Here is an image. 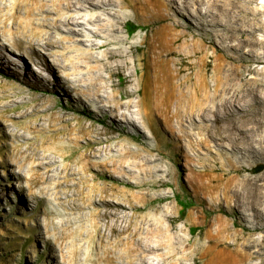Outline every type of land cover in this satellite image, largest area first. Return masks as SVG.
I'll return each mask as SVG.
<instances>
[{
	"label": "rangeland",
	"instance_id": "rangeland-1",
	"mask_svg": "<svg viewBox=\"0 0 264 264\" xmlns=\"http://www.w3.org/2000/svg\"><path fill=\"white\" fill-rule=\"evenodd\" d=\"M226 1H230L231 3L237 2V0ZM256 2V5L255 3H252L253 5L251 4V7H260L262 3H264V0H256ZM215 3H217L215 0H203L194 4L191 0L189 1L191 7L180 9L172 3L163 2L164 5L160 4V7L158 4L159 10L156 9V4L155 6H149L145 9H126L127 11L119 10V18L117 19V22L120 33H118V36L122 41L117 43H108L107 45L102 46L104 40L95 39L94 41L99 47L94 49L93 54L99 59L98 69L106 72L109 71L111 73L107 82L111 81L110 83L113 84V87L115 86L114 89L119 91L124 97L125 93L132 94L130 97L132 99H123V102L128 100L136 102L139 99L136 91L138 79L141 74L147 76V71L144 68L146 60L148 59L147 50L149 43L159 39L158 34L156 33L168 34L165 35L166 41L170 40L169 50L163 51L161 56L162 60L164 59V62L162 61V63L164 64V73L166 75L169 73L176 75V79L174 81L181 84L182 90H186L188 85L189 88H193L194 85L200 81V79L204 81L209 89L212 88L215 79V72L213 71L218 68V64L233 63L235 61L232 55L233 51L228 50L227 48H222V46L225 47V43H223L224 40H222L221 36L225 31L224 29H228L231 26L229 14H233L235 9L233 11H229V13H224L222 9H217V7L215 8ZM176 5H178L177 2ZM201 13H203V15ZM263 17L264 16H262L261 19L264 21ZM121 20H123V22ZM129 25H135L137 27L133 34L126 33V29ZM136 32H138V34ZM259 37H263V35L259 34ZM231 43L235 44V41H232ZM180 48H183L182 51ZM119 49V52L122 54V58H120V60L108 57L109 52L118 51ZM0 55L5 64L15 70L12 72L16 76L13 78L0 73V264H60V255L61 252H65V249H62V251L59 249L58 245L60 240H56L59 234L58 231L60 227H65V241L69 244L72 241L71 238L74 235L73 232L77 224L73 225L71 223H66V205L59 206L52 200L48 201L46 197L40 193L42 185L40 184L39 178L28 172V163H24L23 158L20 155V149H22V147H19L18 142L23 140L20 136H32L23 130V124H21V122H30L32 125L35 122L29 117L22 119L17 118L16 116L20 113L28 111V109H13L14 111L6 113V117L3 116V110L7 105H15L19 103V100H21L19 96L10 94L14 92L13 88L15 87L27 91L30 95H24L26 97L37 96L35 98H38V101H36L40 104L41 108L39 107V110L41 111L44 108L46 109V107H50L52 110H57L62 114H66L67 117L76 116V118L80 119L85 117L82 116L81 113H77V111L72 107L69 108V105L62 102L53 93L47 91L40 92L39 89L35 90L28 86V84H32V82H37V84L40 85L41 79L51 81V78L53 77L50 70L40 64L36 58L20 56L9 52L7 49H2ZM119 63L122 66H119ZM250 66L251 68H246L247 70L244 65L238 67V71L243 74L241 76V80H246L248 76L250 77L253 69H260L262 67V65L259 64H250ZM23 72H27L29 74V82L25 83L18 78ZM54 74H56L58 84L62 87V89H67V84L63 83L65 81L60 78L58 79V73ZM30 79L33 81L30 82ZM38 81H40V83ZM49 87L50 86H48V91L51 90ZM70 92L71 94L68 98L70 99L72 105L77 106L79 103L77 92L73 90ZM74 93L76 94L74 95ZM3 94L9 96L10 98H7L6 96L5 98L1 97ZM8 109L10 108H7L6 110ZM86 111L94 118L96 128L111 133V136L108 135L110 138L107 142L103 138L107 137L106 135H100V137L82 135L75 137V135L72 134L70 136H58L57 140L54 141V146L58 148L62 157L57 156V163L55 166L57 171H61L63 168L67 171L85 170L87 178H93L87 183L85 191L91 186V184H93V186L98 189H105L110 195L111 200L116 199L117 201V199L124 198L127 206L133 204V209L127 210L128 214L130 211L129 215H133L132 222L135 221L133 224L141 226L146 231L149 230L146 234L147 238L151 241L154 240L153 242H161L164 245V248L160 251L165 254L168 250L166 252L167 255H165L164 258L172 256V261L174 263L168 259L170 264H181V262H183L182 264H264V205L261 203V205L258 204L259 200H254V196L256 195L255 193H257V196L259 197L264 193V191L261 190V188H264V155L256 156V154H254L244 160L239 159V155L232 151L231 145L227 141L220 139V132H218L217 124L213 123L212 117L208 119L209 122H205L209 124L208 128H203L201 129L202 131H200V129L190 131L193 135H190L188 142L185 143L181 141L176 142L174 139L169 138L168 132L162 131V126L159 125H154L153 129H155V131L153 135L148 134V132L145 131L144 135L147 136L146 140L141 139V137H134L128 132L122 133L116 130L111 131L108 124L109 121L115 123H117V121H114V119L110 117V113H106L104 116H101L88 109ZM39 114L43 115L42 112ZM196 119L197 118L194 117L193 120L194 123L197 124L199 123V119ZM15 121H18V123L13 124ZM64 122L65 119L62 123L67 126V129L74 124V121L72 122L70 120L65 123ZM44 123L47 124L45 120ZM124 129L127 130V128ZM214 131H216V133ZM197 134L200 135L198 136ZM195 137L202 139L203 144L201 146L196 145ZM222 144L224 146H222ZM200 147L202 149H200ZM39 153L42 154L43 152L39 151ZM44 153L47 154L48 152L45 151ZM126 162L129 163V167ZM227 162L233 165H229ZM19 167L22 169H19ZM144 168L146 169L144 170ZM117 174H120L119 176L121 178ZM243 187H245V190H243ZM254 191L256 192L254 193ZM246 192L247 194L251 193L246 195ZM67 195H70V192H67ZM242 195H244V198ZM254 203L255 207H253ZM165 208L167 210H165ZM249 211H251V213ZM149 215L152 218L149 217ZM215 215L217 217H215ZM165 227L169 229L167 230ZM247 235L253 239L250 237L247 239ZM183 241L185 243H183ZM79 245L86 246L84 249L85 251H88V245H86L83 241H79ZM172 248H176L175 252ZM153 257L156 258V260ZM151 259L154 262L157 261V257H155V255L151 256Z\"/></svg>",
	"mask_w": 264,
	"mask_h": 264
},
{
	"label": "bare ground",
	"instance_id": "bare-ground-1",
	"mask_svg": "<svg viewBox=\"0 0 264 264\" xmlns=\"http://www.w3.org/2000/svg\"><path fill=\"white\" fill-rule=\"evenodd\" d=\"M189 1L191 0H0V42H1L0 52L2 51V49L5 50L7 49L9 50V52L15 53L20 56L36 58V60L40 64L44 65L47 69L50 70V72L53 74V77L51 78V81L41 79V83L40 81H38L40 85H38L37 82L35 83L32 82V84L27 83L28 86L35 90L39 89L40 92L47 91L53 93L62 102L69 105V108L72 107L77 111V113L79 112L82 114V116L85 117L83 119L76 118V116L67 117L66 114H62L57 110H52V108L50 107H46V109L44 108L41 111L39 110L41 106L39 103H37L38 98H35L37 96L26 97L24 95H30L27 93V91L15 87L13 88L14 92L10 94L19 96L21 100H19V103L15 105L12 104L9 106L7 105L3 110L4 112L3 116L6 117V113H8L9 111H14L13 109L15 110L19 108H23L25 110L28 109V111H25L24 113H20L19 115L16 116L17 118H22V119L29 117L35 122L33 125L30 124V122L27 123L25 121L21 122V124H23L22 126L23 130L32 136L31 137L20 136V138L23 139L22 141L18 142L19 147L20 148L22 147V149H20V155L23 158V162L28 163L27 166L28 172H30L33 176L39 178L40 184L42 185L40 188V193L43 194L48 201L52 200L59 206L66 205L65 206L66 223H71L73 225L77 224L73 232L74 235L71 238L72 241L69 244L68 242L65 241V227H60L58 231L59 234L56 240L57 241L60 240L58 245L59 249L60 251H62V249H65L64 253L61 252L60 261H59L60 264H167V263L170 264V262H168V259L169 261L171 260V262H173L172 256H169V258H164V256L167 255L166 252L168 250L167 251L165 250L166 251L165 254L164 252L160 251L162 248H164L163 247L164 245L161 242H157V241L153 242L154 240L151 241L150 239L147 238L146 234L147 231L149 230L146 231L141 226H137L133 224L135 223V221L132 222L133 215H129L130 211L129 214L127 213V210L133 209L132 207L133 204L127 206L126 200L124 198L117 199V201L116 199H114L115 201L111 200L110 195L106 192L105 189H98L94 187L93 184H91V186L85 191V187L87 186V183L93 179L92 177L87 178V176L85 175L86 174L85 170L67 171L65 168H63L61 171H57V168L55 167L57 163V156L62 157V155L59 153L58 148L54 146V141L57 140L58 136H62V135L70 136L72 134L75 135V137H79V135L100 137V135H106L107 137H103L106 142L109 140L110 138L109 136H111L110 135L111 133L96 128L94 124L95 120L92 117V115L86 111L87 109L101 116H104V114L106 113H110L111 114L110 117L113 118L114 121H117V123L109 121L108 124L110 126L111 131L116 130L122 133L128 132L134 137L137 138L141 137V139L146 140L147 136L144 135L145 131H147L148 134L153 135L155 131V129H153L154 125H159L162 126L161 128L163 129L162 131L168 132L169 138L174 139L176 142L181 141L185 143L188 142L189 136L193 135L190 133V131L194 129H200V131H202L201 129L208 128L209 124L205 122H209L208 119L212 117L213 123L217 124L218 132H220L219 133L220 136L219 134L218 136L220 137L221 140H225L231 145L232 151L235 154L239 155V159L244 160L245 158H248L250 155H254V154H256V156L264 155V21L261 19V17L264 16V3H262L260 7L254 8L251 7V4L255 3L256 5L257 3L256 0H237V2H233V3L226 0H215L217 2L215 3V8L217 7V9L218 8L222 9L224 13L225 12L229 13V11H233L235 9V12L233 14L232 13H230L231 15L229 14V20L231 21V26L228 29H224L225 31L221 35L222 40H224L223 43H225V47L222 46V48H227L228 50H232L233 51L232 55L235 61L233 63L218 64V68H216V70L213 71L215 72L214 74L215 79L211 89H209L204 83V81L200 79V81L197 84H195L193 88H189L188 85L186 87V90H182L181 84L176 83L174 81L176 79V75L170 73L166 75L164 73L165 68H164V64L162 63L164 59L162 60L161 56L163 51H168L170 48L169 46L170 40L166 41V36H165L168 34H164V33L163 34L156 33L158 34L159 39L149 43V47L147 50L148 59L146 60V64L144 67L147 71V76H144V74L140 73L141 75L138 79L137 88H136L139 99L136 102L135 101L132 102L131 100L123 102L122 101L123 99L130 98L132 94L125 93V97H124L119 91L114 89L115 86L113 87V84L110 83L111 81L107 82L111 73L109 71L106 72L104 70L101 71L98 69L99 59L93 54L94 53L93 51L99 46L95 43L94 40L103 39L104 43L102 46H105L108 43H115V42L117 43L122 41L121 39H119L118 36V33H120L117 22V19L119 18L118 17L119 10L145 9L148 8L149 6H155V4H156V9L159 10L158 8L160 7V4L161 5L163 4V2L172 3L173 5L177 6V8L180 9H184V8L186 9L188 7H191ZM201 1L203 0H192L194 4L196 2H201ZM176 2L178 3V5H176ZM201 14L203 15V13ZM121 21L123 22V20ZM136 33L138 34V32ZM259 34H262L263 37H259ZM232 41H235V44L231 43ZM119 51L120 49L118 51L109 52L108 57L116 58L120 60V58H122V54ZM250 64H259L262 65V67L260 69H253V70L251 69L252 70L251 76L250 77L248 76L246 80H241V76L243 74L242 72L238 71V67L244 65L245 69L249 67L251 68ZM5 65H6L5 62L0 57V73L15 78L16 76L13 73L15 70H13L12 67H8L7 65L6 66ZM119 66L122 65H120L119 63ZM54 73H58L57 76L58 79L60 78L65 81L63 83L67 84V89L65 90L62 89V87L58 84L56 74ZM18 78L26 83L29 82L28 80L30 77L27 72H23ZM31 81L33 80L30 79V82ZM48 86H50L49 89H51L49 91H48ZM71 90L77 92V98L79 99V103L77 104V106L72 105L70 99L68 98V96L71 94L70 92ZM75 94L76 93H74V95ZM5 96L6 95L3 94L1 97L5 98ZM6 97L10 98L9 96ZM7 108L10 109L6 110ZM41 112L43 113V115L39 114ZM194 117L199 119V123L197 124L194 123L193 120ZM64 119L65 122L68 120L72 122L74 121V124L72 126L70 125L71 127L67 129V126L62 123ZM44 120L47 122V124L44 123ZM16 123H18V121L13 122V124ZM124 128H127V130ZM214 132L216 133V131ZM197 135L199 136L200 134ZM113 139H117V138H113ZM195 141H196V145L198 146H201L203 144L202 139L199 137L198 138L195 137ZM222 146L224 145L222 144ZM200 149L202 148L200 147ZM39 151H42L43 153L40 154ZM45 151H47L48 153L45 154L44 153ZM127 164L129 167V163ZM19 169L22 168L19 167ZM145 169L146 168H144V170ZM243 190H245V187H243ZM261 190L264 191V188H261ZM67 192H70V195H67ZM255 192L256 191H254V193ZM249 194H247L246 192V195ZM255 194L256 195L254 196V200L256 201L257 199L259 200L258 204L261 203L264 205V193L260 197L257 196L258 195L257 193ZM243 196L244 195H242V197ZM253 207H255V203ZM166 208L165 210H167ZM249 212L251 213V211ZM151 216L149 215V217ZM215 217L217 216L215 215ZM165 229L167 228L165 227ZM248 235H247V239H249L250 237ZM79 241H83L86 245H88L87 246L88 251L87 250L85 251L84 249L86 248V246L79 245ZM183 243L185 242L183 241ZM175 250L176 248L173 251L175 252ZM153 255L157 257V261L155 262L152 261L151 259V256ZM154 259L156 260V258ZM182 263L183 262H181V264Z\"/></svg>",
	"mask_w": 264,
	"mask_h": 264
},
{
	"label": "trees",
	"instance_id": "trees-1",
	"mask_svg": "<svg viewBox=\"0 0 264 264\" xmlns=\"http://www.w3.org/2000/svg\"><path fill=\"white\" fill-rule=\"evenodd\" d=\"M136 29H137V27L135 25H129V27L126 29V31L128 34H133L136 31Z\"/></svg>",
	"mask_w": 264,
	"mask_h": 264
}]
</instances>
